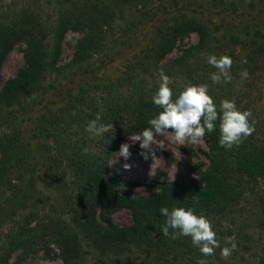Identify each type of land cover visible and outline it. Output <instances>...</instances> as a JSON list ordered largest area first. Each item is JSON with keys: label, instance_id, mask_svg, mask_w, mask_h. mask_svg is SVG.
Instances as JSON below:
<instances>
[{"label": "trees", "instance_id": "16d2710c", "mask_svg": "<svg viewBox=\"0 0 264 264\" xmlns=\"http://www.w3.org/2000/svg\"><path fill=\"white\" fill-rule=\"evenodd\" d=\"M243 2L0 0V84L5 59L25 45L23 66L0 86V264H27L52 247L63 264H264V117L240 81V69L264 79V0ZM69 32L73 53L62 63ZM192 34L197 43L170 57ZM127 52L123 68L104 78ZM209 55L232 58L230 83L211 81ZM161 70L174 98L189 82L209 84L217 106L235 98L255 131L226 149L217 121L204 137L210 163L199 180L161 181L130 197L123 190L134 183L108 178L109 162L162 110L152 101ZM97 113L114 126L102 136L86 131ZM179 206L212 221L215 255L204 257L190 236L163 235L160 209ZM121 209L130 224L112 222ZM246 212L248 228L237 225ZM231 236L237 247L224 259Z\"/></svg>", "mask_w": 264, "mask_h": 264}, {"label": "clouds", "instance_id": "9594fccd", "mask_svg": "<svg viewBox=\"0 0 264 264\" xmlns=\"http://www.w3.org/2000/svg\"><path fill=\"white\" fill-rule=\"evenodd\" d=\"M206 59L207 63L216 69L210 77L214 84L231 82L230 69L233 60L229 55L219 57L209 55ZM248 75L247 70L241 73L242 78L245 79ZM171 85L172 80L161 70L159 87L152 101L162 110L148 120L149 126L134 139L129 138V142L120 145L119 156L128 160L132 155L131 147L139 142V155L145 160L151 158L153 165L159 166L163 163V158L158 157L157 152L171 149L164 139L166 132L172 133L170 140L178 147L180 145L197 146L201 144L207 133L216 129V122L219 121V145L231 149L233 146H239L255 131V120L252 119L251 110H242L243 106L238 107L235 98L223 99L217 106L210 94L209 84L191 82L186 84L174 98ZM113 127L112 123H102L101 116L97 113L94 119L88 121L86 131L93 136H102L109 133ZM88 152L89 149L85 147L83 154ZM123 168L130 170L131 165L125 163ZM195 178L200 179L198 175ZM160 212L166 217L165 223L161 226L163 235L170 236L172 239L190 236L192 244L199 248L204 257L215 255V250L220 248V241L212 221L203 213L197 214L193 207L183 206L173 207L171 210L168 207H162ZM225 244L230 246L223 247L220 254L222 258L228 259L237 247L235 236L227 237ZM197 264H208V261L199 259Z\"/></svg>", "mask_w": 264, "mask_h": 264}, {"label": "rangeland", "instance_id": "374dc122", "mask_svg": "<svg viewBox=\"0 0 264 264\" xmlns=\"http://www.w3.org/2000/svg\"><path fill=\"white\" fill-rule=\"evenodd\" d=\"M238 3L242 0H236ZM243 4L249 2L250 0H243ZM226 22H230L226 20ZM76 34L69 32L67 35L66 42L64 44V50L62 54V63L69 61L72 57V48L70 46L69 40L72 36ZM148 35V31H145L143 37ZM198 37L196 34H192L190 37L186 38L180 42L170 57L177 56V54L186 48L187 46L197 43ZM25 45L18 44L9 53L1 67V84L7 79L13 77L18 69L24 64L23 50ZM241 52L243 50H240ZM132 52H127L120 59H118L114 64L109 66L106 70L104 78L112 77L116 74L118 69H122L126 59L131 56ZM247 69H240V74ZM249 74V70H247ZM250 75V74H249ZM248 75V76H249ZM249 78V79H248ZM248 78L240 79L241 84L244 89L249 91H255V96H253V101L257 105L258 111L261 112L262 117H264V79L259 80V76L250 75ZM172 133L166 132L164 134V139L168 143V146L172 149H167L162 152H157L158 157L163 158V163L159 166L153 165L151 158L145 160L141 155H139V142H136L130 149L132 155L128 160H125L122 156H119V149L112 155L109 162V169L107 171L108 178H119L122 181L133 182L134 185L127 187L123 190V194L134 197V196H146L150 194L157 182L167 181H187L195 177L201 171H205L209 166L208 159V147L203 139L201 144L197 146H184L178 145L170 140ZM136 136V135H135ZM135 136L129 137L134 139ZM127 138L123 143L129 142ZM127 163L131 165L130 170H125L123 165ZM111 220L116 225H127L132 222V214L127 209H121L115 211L111 214ZM238 226L250 227V214L246 212L242 217L239 218ZM250 232V231H249ZM252 234H254L253 228L251 229ZM254 237H257L254 234ZM253 245V244H252ZM255 246V245H253ZM27 264H63L61 258L57 255V250L52 247L49 253L40 250L33 253Z\"/></svg>", "mask_w": 264, "mask_h": 264}]
</instances>
